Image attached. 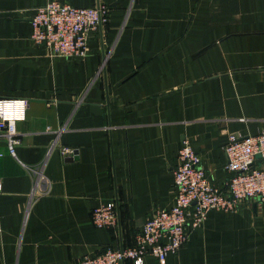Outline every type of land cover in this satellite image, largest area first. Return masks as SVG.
Returning a JSON list of instances; mask_svg holds the SVG:
<instances>
[{
	"label": "crops",
	"instance_id": "obj_1",
	"mask_svg": "<svg viewBox=\"0 0 264 264\" xmlns=\"http://www.w3.org/2000/svg\"><path fill=\"white\" fill-rule=\"evenodd\" d=\"M46 1L0 0V97L28 100L16 156L0 141V264H78L131 245L173 202L183 139L221 186L227 135L264 128V0H62L108 9L82 59L32 43ZM115 196L119 237L91 222ZM143 264H264V204L209 211L176 253Z\"/></svg>",
	"mask_w": 264,
	"mask_h": 264
},
{
	"label": "built area",
	"instance_id": "obj_2",
	"mask_svg": "<svg viewBox=\"0 0 264 264\" xmlns=\"http://www.w3.org/2000/svg\"><path fill=\"white\" fill-rule=\"evenodd\" d=\"M102 3L75 7L62 0H47L30 18V39L50 56L82 59L92 35L101 37L108 19ZM28 100L0 97V141L16 156L20 137L17 123L26 119ZM229 176L221 186L207 180L201 157L183 139L172 168L174 198L171 206L153 212L133 236L131 245L108 246L95 255L81 257L78 264H143L146 255L163 263L183 247L191 229L200 226L209 211H234L244 201L264 204V128L255 135H227L223 146ZM62 153H71L63 149ZM260 160L256 164V160ZM2 189L0 183V191ZM97 228L112 230L119 237L120 214L117 197L99 203L91 212Z\"/></svg>",
	"mask_w": 264,
	"mask_h": 264
},
{
	"label": "water",
	"instance_id": "obj_3",
	"mask_svg": "<svg viewBox=\"0 0 264 264\" xmlns=\"http://www.w3.org/2000/svg\"><path fill=\"white\" fill-rule=\"evenodd\" d=\"M259 162H260V160H259V159L255 161V163H256V164H259Z\"/></svg>",
	"mask_w": 264,
	"mask_h": 264
}]
</instances>
